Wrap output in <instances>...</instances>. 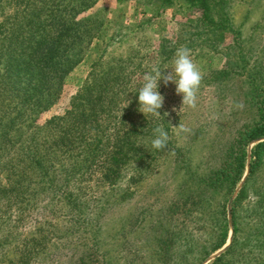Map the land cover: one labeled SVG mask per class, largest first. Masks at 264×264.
Masks as SVG:
<instances>
[{
    "label": "trees",
    "instance_id": "16d2710c",
    "mask_svg": "<svg viewBox=\"0 0 264 264\" xmlns=\"http://www.w3.org/2000/svg\"><path fill=\"white\" fill-rule=\"evenodd\" d=\"M96 1L0 0V264H39L50 260L56 244L63 246L70 239L78 244L84 238L89 248L76 264H89L94 255L101 264H157L145 256L138 261L137 255L121 262L120 249L119 262L112 261L111 238L103 234L115 220L103 218L131 199L133 186L154 173L159 160L173 150L172 173L180 174L182 182L154 220L147 222L149 207L121 222L120 247L130 244V222L129 233L149 229L143 242L156 249L157 260L199 264L225 244L231 226L230 243L208 264H264V139L247 148L264 138V67L260 62L247 65L251 50L242 38V22L260 5V20L251 33L264 21V1L252 0L237 23L236 0H149L156 6L180 2L197 7L199 16L181 29L186 38H161L152 64L140 76L148 53L143 45L129 43V31L137 26L114 24L100 42V56L60 111L65 77L93 41L107 33L97 14L81 17ZM116 43L124 44L123 51L110 53ZM180 47L221 48V54L233 60L225 62L215 79L245 76L244 97L252 99V115L235 135L238 152L223 151L222 162L205 171L192 168L187 147L192 141L178 144L175 117L164 108L159 118L138 110L143 76L154 66L165 73ZM46 112L49 117L41 120ZM157 126L169 136L162 151L151 147ZM247 155V174L228 209ZM58 203L67 208L59 220H41L27 232L19 231L26 213ZM201 220L206 223L201 237L189 239L191 231L178 229L191 222L195 228Z\"/></svg>",
    "mask_w": 264,
    "mask_h": 264
},
{
    "label": "rangeland",
    "instance_id": "374dc122",
    "mask_svg": "<svg viewBox=\"0 0 264 264\" xmlns=\"http://www.w3.org/2000/svg\"><path fill=\"white\" fill-rule=\"evenodd\" d=\"M236 1L239 2L238 5L235 4V19L238 23L244 19L243 15L245 11L252 6L253 2L252 0ZM263 1L261 0L260 3H263ZM261 9V5L256 7L255 11L250 14L248 19L242 22V38L244 43H246V49L251 50L249 54L250 62L247 65L260 62L264 67V21L258 22L259 27L257 32L251 33V27L260 20L259 15ZM94 14L101 17L104 22L102 27H105L107 33L104 34L105 36L101 35L104 37H100L98 40L93 41L85 50L83 59L65 77L63 91L58 101L60 111L67 103L70 96L85 80L91 62L100 56L104 48L101 41L109 35L108 33L112 31L111 29L114 24L137 26L133 27L135 29L129 31V43L137 45L138 47L143 45L142 51H147L148 53L147 58L144 59L142 67L139 70L141 76L146 66L152 64L161 38L169 39L174 42L176 39L182 40L186 38V35H181L183 33L181 29L185 28V23L191 24V21H194L195 18L199 16V11L196 6L186 5L180 2H176L172 6H156L149 0H97L92 7L81 14V17H88ZM187 29L188 28L185 30ZM261 33L263 34L259 35ZM224 43H230V39L227 38ZM123 49L124 44L116 43L109 48V51L110 53H117L123 51ZM222 52L221 48L217 51H212L207 48L191 50L193 61L201 70L203 76L198 92L197 107L195 109L187 107L181 108L182 96L176 94L175 83L169 82L165 85L163 80L159 81L158 91L164 97L162 108H164L167 113H170L172 117H175L173 118L176 121L174 127L183 124L190 129L189 132L182 133L180 136H177L175 131H173V133H175L176 140L181 146L184 145L187 140L192 141L191 144L187 142V147L190 148L188 153L194 170L196 168L199 171H205L210 167L218 166L223 160L221 158L225 150L229 152L230 149H233V151L238 152V145L235 144V135L238 129L247 123L250 119V115H252L249 105V100L251 98H248V96L247 98L244 97V93H246L248 88V84L244 80L245 76L215 79L216 72L225 67V62L229 59L233 60L232 57L223 56L221 54ZM171 64L172 61H170V65ZM171 68H168L162 75L171 72ZM239 103L243 104V108L236 107ZM57 106L52 111H56ZM49 115V112H46L40 116V119L43 120L49 117ZM263 139L264 138H257L251 141L247 145V148L250 149L252 145ZM173 152L174 150L172 152H167V155L159 160L161 165L156 168L155 172L150 173L146 179L133 186L134 193L131 199L124 200V203L118 206L116 205L104 216V220H115L109 228L108 226L106 227L108 231L103 234L111 238L112 243L109 245L111 252L109 255L112 261L119 262L116 251L120 249L122 256L121 262H123L126 257H135L134 255H137L138 261L139 258L144 259L145 256L147 261H152V263L157 261V264H164L163 260H157V255L154 252L156 249H151L150 244H144L143 242V238L150 234L148 232L149 229L146 228L137 231L138 229L134 228V231L129 233V227L131 228L129 222L127 229L128 241L130 244H124L120 247L121 244L118 239L122 237L121 222L124 219H127V217L129 220L136 218L141 209L144 210V208L150 207L146 219L148 220L147 222L154 220L155 216H157L163 207L171 200L172 193L176 191L177 186L183 180L180 174L176 175L172 173L175 165V156L170 153ZM249 160L250 156L247 155L245 171L229 198L227 203L228 209L231 206V200L235 197L243 178L247 174ZM180 200L182 201L183 199ZM178 204L181 206V203ZM66 212L67 208L60 203L49 205L47 209H35L25 214L26 223L24 226L18 227V229L23 233L27 232L32 229L33 225L38 221L46 220L48 222H54L63 217ZM196 224L195 228L193 227V222L179 224L178 229L191 231L188 235L189 239L195 236L201 237V232L203 231L201 227H204L206 223L201 220ZM231 234V226H229L225 244L231 240ZM81 236L84 238L86 234L83 233ZM84 239L85 240L82 242L77 241L78 244L72 243L75 241L74 239H70L72 242L67 241L63 246L56 244L52 247V254L51 257H49L50 260L40 262L39 264H76L77 258L79 256L81 257L83 254L85 255L84 251L89 248V242L86 238ZM221 248L211 253L199 264H208L213 261L214 258L218 256L215 255V253ZM91 259L92 261H89V264H92V262L101 264L98 256L94 255ZM135 262H137V260H135ZM140 262H143V260H140ZM33 264L37 263L34 262Z\"/></svg>",
    "mask_w": 264,
    "mask_h": 264
},
{
    "label": "clouds",
    "instance_id": "9594fccd",
    "mask_svg": "<svg viewBox=\"0 0 264 264\" xmlns=\"http://www.w3.org/2000/svg\"><path fill=\"white\" fill-rule=\"evenodd\" d=\"M171 69V72L162 75L161 69L154 66L150 72L145 73L143 76L144 82L138 89V110L143 113L145 117L151 115L155 118H159L161 116L159 110L163 106L164 97L158 91V82L160 80H163L165 85L169 82L175 83L176 94L182 96L181 108L187 107L195 109L197 107L198 92L203 76L201 70L193 61L191 49L187 47L178 48ZM127 105L125 107H127ZM236 107L243 108V104L239 103ZM189 131L190 129L183 124H179L178 127H175L177 136ZM168 141V133L162 127L157 126L153 129V139L151 140V147L153 149L160 151L164 150L168 145Z\"/></svg>",
    "mask_w": 264,
    "mask_h": 264
},
{
    "label": "water",
    "instance_id": "95a60500",
    "mask_svg": "<svg viewBox=\"0 0 264 264\" xmlns=\"http://www.w3.org/2000/svg\"><path fill=\"white\" fill-rule=\"evenodd\" d=\"M244 179V178H243ZM230 240L219 250L215 253V255H219L220 252H222L229 244Z\"/></svg>",
    "mask_w": 264,
    "mask_h": 264
}]
</instances>
